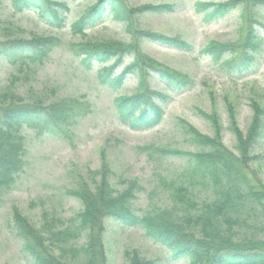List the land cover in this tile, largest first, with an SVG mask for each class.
Listing matches in <instances>:
<instances>
[{"label": "rangeland", "instance_id": "rangeland-1", "mask_svg": "<svg viewBox=\"0 0 264 264\" xmlns=\"http://www.w3.org/2000/svg\"><path fill=\"white\" fill-rule=\"evenodd\" d=\"M53 1H67L72 8L63 30L42 24L33 12L16 13L13 0H0V42L44 39L61 43L42 61L11 66L0 60V107L14 105V99L23 105L79 99L89 112L76 126L64 128L63 136L38 135L28 127L19 131L26 141V165L9 192L0 190V264H33L14 233L15 214L22 215L50 239L52 232L77 231L78 221L73 219L83 207L80 200L68 195L71 190L87 185L93 191L109 179L113 188L123 191L130 181L137 180L144 187L134 206L139 215L171 207L169 185L184 179L188 163L182 157L161 153L160 149L183 152L200 149L191 141L183 121L204 136L215 137L214 123L218 119L224 145L239 155L230 128L240 129L246 137L256 108L264 110V10L259 11L255 27L263 40L256 55L257 63L247 76L240 77L236 64L243 55L247 37L242 8L210 24L204 22L203 14L195 8V2L223 4L233 0H126L132 10L174 6L176 9L170 14H136L138 28L194 46L191 51L132 39L124 25L113 21L86 29L83 34L76 33L72 27L98 0ZM132 40L144 57L193 82L190 89L173 92L156 72L149 71V90L160 94L155 101L164 115L158 125L143 130H132L121 123L115 110V101L139 92V75L126 76L120 86H104L100 82L101 69L113 65L115 60L86 70L81 57L72 51L87 43L127 46ZM211 46L235 47L239 56L233 60L236 56L226 54L218 60L202 53ZM134 61L132 53L125 55L112 77L119 76ZM145 147L154 148L144 150ZM252 154L259 158L251 164V170L264 181V143ZM105 226L102 241L107 264H190L188 260H169L170 252L147 239L143 229L113 221H107ZM74 236L79 237L70 236L67 242L70 246L80 248L87 243L86 233ZM73 258L70 255L68 260L71 262ZM71 263L85 264L84 256L77 254Z\"/></svg>", "mask_w": 264, "mask_h": 264}, {"label": "trees", "instance_id": "trees-1", "mask_svg": "<svg viewBox=\"0 0 264 264\" xmlns=\"http://www.w3.org/2000/svg\"><path fill=\"white\" fill-rule=\"evenodd\" d=\"M195 3L196 12L203 14L207 24L224 19L234 10L242 8V17L247 23V37L243 55H240V61L236 64V74L247 76L255 67L257 52L262 47L263 40L255 27L259 11L264 10V0ZM13 5L18 13L33 12L42 23L58 29L65 27L71 12L67 3L53 0H13ZM175 9L170 5L132 10L126 0H98L72 30L83 34L86 29L113 21L124 25L132 39L191 51L194 46L138 28L136 14H170ZM133 42L127 46L87 43L72 51L81 57L86 70L95 64L103 65L115 60L113 65L101 69L100 82L104 86H120L126 76L139 75V92L131 98L115 101V110L121 123L132 130H143L158 125L164 115L155 101L160 94L149 90V71L156 72L173 92H184L190 89L193 82L144 57L137 48V42ZM60 44L55 40L44 39L1 41L0 60H5L11 66L42 61ZM129 53L135 56V61L125 67L119 76L112 77L123 57ZM202 53L218 60L226 54L236 56L233 60L239 56L237 49L231 46H211ZM166 97L161 96V99ZM13 101L12 106L0 107V190L4 192H9L25 171L26 141L19 134L21 129L28 127L43 136H63L66 132L64 128L76 126L79 119L89 112L79 99L48 105H43L41 101L25 105L17 99ZM256 112L246 137L240 129L230 128L237 140L239 155L224 145L221 138L223 130L218 119L214 123L215 137L204 136L183 121L191 141L200 148L197 152L157 148L173 158L182 157L188 163L183 173L184 179L178 184L169 185L171 207L139 215L134 206L144 187L137 180L130 181L123 191L113 188L109 179L97 185L93 191L86 185L68 192L69 196L80 200L83 207V211L73 219L78 221L76 232H52L50 239L45 237V233L35 230L22 215H14L13 230L23 245V252L33 264H73L71 262L75 261L77 254L84 256L85 264H107L102 237L106 232L105 223L113 221L124 227L143 229L147 239L170 252L169 260L172 262L188 260L190 264H264V181L251 170V164L259 158L252 153L264 143V110L256 108ZM152 148L145 147L144 150ZM163 184L167 186L168 182ZM77 233L81 236L86 233L87 237V243L80 248L67 243L70 236L79 237L74 236ZM70 255L74 257L71 262L68 260Z\"/></svg>", "mask_w": 264, "mask_h": 264}]
</instances>
